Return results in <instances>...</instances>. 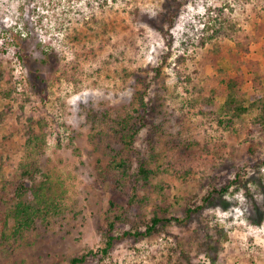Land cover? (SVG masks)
I'll return each instance as SVG.
<instances>
[{"label": "rangeland", "instance_id": "obj_1", "mask_svg": "<svg viewBox=\"0 0 264 264\" xmlns=\"http://www.w3.org/2000/svg\"><path fill=\"white\" fill-rule=\"evenodd\" d=\"M175 1L0 0V66L12 78L10 97L0 94V264L83 254V264H264V215L247 200L264 199V130L249 135L254 113L226 129L215 115L229 78L245 101L264 96V0ZM217 15L223 28L210 40ZM141 97L146 125L127 151L118 122L137 117ZM29 117L46 124L36 152L25 148ZM115 153L131 174L138 156L153 171L136 209L130 177L110 165ZM22 182L49 210L17 233ZM21 200L33 202L31 192ZM155 206L180 223L100 253L109 221L115 236L142 233Z\"/></svg>", "mask_w": 264, "mask_h": 264}, {"label": "trees", "instance_id": "obj_2", "mask_svg": "<svg viewBox=\"0 0 264 264\" xmlns=\"http://www.w3.org/2000/svg\"><path fill=\"white\" fill-rule=\"evenodd\" d=\"M176 6L178 5V2L173 0ZM106 3V1H104ZM100 7V5H99ZM223 9H217L218 12L222 13ZM171 18H168L170 21H172L174 15L173 12L170 14ZM220 15H217L214 19V22L217 23L219 28H211L214 29L213 34L209 36L208 39L212 40V38L219 36L221 34V29L223 28L221 22H220ZM210 30V29H209ZM208 31V28H207ZM20 35L21 32H18ZM163 33V31H162ZM41 47V45H38ZM12 78L4 69L0 66V94L4 97H10L11 92H6L3 89V84H9L11 83ZM225 86L227 89L225 100L218 110L216 115L217 124L226 129L228 127L233 126L237 122L243 121L244 115H251L254 113L253 117L250 120V129H249V135H252L253 133H257L259 130H264V96L262 94H253L251 95L247 101L241 96H239L238 93V82L237 78H229L227 81H225ZM212 99H207L205 103H208L211 105ZM147 104L144 102V98L141 97L139 100V110L137 111L138 115L137 117H133L129 114L124 116L119 122V141L122 144V148L127 151H132L134 149V141L138 134L140 133V130L146 125L145 119L147 112ZM46 128V124L42 119H34L32 117H29L25 120V148L29 151H37L41 146L44 144V130ZM137 165H136V171L134 174H131L132 169V162L126 158H123L122 153H115L112 156L110 165L114 168V170H117L121 177H130V181L132 183L131 186V196L129 197L127 201V208L128 209H136L139 206V203H142L144 200L140 196V189L147 188L150 184V177L153 174V171L148 166V163L141 157H137ZM21 176L23 178L25 177H31V171L30 167L28 165H23L21 167ZM235 183V182H234ZM229 188V185L222 187L219 190H216V188H213L211 192H209L206 196L203 197L202 202L204 204H207L213 199V196H222L224 193H227ZM16 195H17V203L13 209V216L16 221V232L25 231L28 229L30 225L33 224V218L36 215H39L41 213H44L49 210L48 206L44 204L43 196L39 195L38 191H36L33 188H26L24 185V182L16 188ZM25 192H31L33 202L26 203L21 200L22 195L25 194ZM215 196V197H216ZM247 197V195H246ZM247 200H249V205H251L253 208L255 207L257 210H260V212L264 215V199H261L260 201H257L254 199V197H247ZM44 204V205H43ZM203 209L202 206H198L196 208L192 209H186L185 217H190L193 213L200 211ZM152 218L148 223H146V228L144 232H139L136 230L134 234H130L129 232L123 233L121 236H115L112 234L114 230V221H109L107 224V230L105 231L104 236V248L100 250V253L103 256H106L108 252L112 249L115 242L119 239L132 236V237H145L150 235L157 226L168 224L171 221L175 223H180V220L177 218H171L167 217V210L162 209V207L155 206L153 209ZM245 218L249 223H251L254 226H259L261 223V218L259 220H253L245 214ZM118 219V218H117ZM90 254V253H89ZM88 254L80 255L77 258H73L70 260V264H83ZM212 264V263H211Z\"/></svg>", "mask_w": 264, "mask_h": 264}]
</instances>
